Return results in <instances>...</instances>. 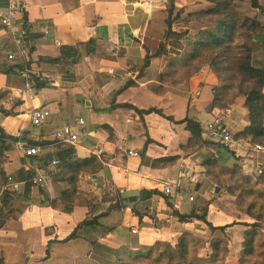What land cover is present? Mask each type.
<instances>
[{"label":"crops","instance_id":"1","mask_svg":"<svg viewBox=\"0 0 264 264\" xmlns=\"http://www.w3.org/2000/svg\"><path fill=\"white\" fill-rule=\"evenodd\" d=\"M12 1L17 4L13 18L14 30L6 32L0 24V47L7 41L13 45V48L15 47V51L9 53L8 59L20 61L24 65L31 62L32 71L44 78L41 82L47 83L46 88L53 85L55 92L70 93L74 95L76 103L87 106H64L65 96L47 95L41 100L36 96L33 100H28L19 88L8 89L7 77L0 74V95L4 92L8 93L1 105L9 115L5 117L6 115L0 112V127L9 135L23 138L28 144L47 142L54 131L31 130L30 118L35 108L46 107L50 110V104L47 105V102L50 103L51 100L52 108H58L54 114L63 116L65 110L70 108L68 115H65L66 118L68 117V122L60 124L59 121L55 124L50 116L46 126L52 124L57 130L63 125L70 124L74 130H77L76 120L78 118L85 120L86 125L83 130L85 136L83 138L79 135L82 141L81 148H85V151L83 150L85 154L87 148L95 147L102 141H109L113 136L114 128L126 126L124 123L132 120L138 132L127 127L131 131L132 138L134 136L137 139L136 142L132 140V146L139 149L140 155L122 160L113 155L114 148L108 144L107 154L104 157L105 160L108 159L106 173L119 196L121 209L101 219L99 224L87 227L88 231L94 232L90 235L91 239L84 236L85 240L61 242L77 227L65 235L67 228H73L70 227L73 226L70 220V223H64L63 230L59 229L60 231L55 235L48 237L45 232L40 235L39 231L42 229L40 225L37 226L40 228H33L29 226V222L22 223L21 218L28 220L29 215H34V211L27 210L24 215L19 213V222L8 221L0 231V258L4 257L5 264H118L117 258L120 253L125 255L130 252L137 253L144 247L153 250L159 242L176 245L184 233L189 231L185 227L191 223L181 224L173 217L172 205L163 195L164 185L177 179L181 162L187 161L186 164L190 168L200 162L192 161L195 158L188 157L173 166L169 163L166 167L153 168L152 163L155 160L179 154L180 146L189 137L183 126L156 114L142 117L136 110L156 108L161 110L164 116L172 117L174 121H181L187 115L200 121L198 114L206 111L209 118L210 111L207 107L213 100L215 81L213 76L206 79L199 78L201 73L180 86L176 91L187 89L186 95L190 98V104L188 100L177 102L172 100L174 97L164 98V93L154 91L153 87L159 86V76L165 67L160 59L154 57L165 40V10L168 0H0V11L9 13ZM193 2L178 0L180 7L191 5ZM140 8L144 10L138 14ZM57 40L62 45L58 46ZM260 40H264V36L257 41ZM25 43L31 48L26 59L20 57V52L26 50ZM254 55L264 68V54L261 57L255 52ZM147 58H149V66L144 69ZM153 67H156V73L148 77ZM130 69L135 71L134 81L137 83L135 88L143 89L152 85L153 96L147 97V102L143 103L149 104L146 108L140 106L138 102L131 101L127 96V90H124L131 81ZM204 72L203 74H206ZM22 79L27 80L23 77ZM204 87H207V94L203 93ZM39 93L40 91L37 95ZM121 95L126 96L130 101H121ZM93 100L96 101L94 106L91 105L94 103ZM142 100L145 101V97ZM127 104L133 108L126 107ZM179 107L181 110H178ZM76 111L81 114L78 116L83 117L72 119ZM108 112L111 114H103ZM100 115L108 116V121H104L99 117ZM209 120L210 118L205 127ZM15 121L20 123L17 124ZM133 132L136 134L134 135ZM146 135L154 141L148 147H145ZM210 146L204 147L200 151L202 155L196 154V157L204 156L203 160L208 159L206 151L213 150L216 151V157L219 159L216 147ZM3 149L9 150L6 154L5 166L8 175L16 174L24 167L34 166V161L30 164V159L23 157L12 146L6 145ZM53 151L54 149L51 152ZM189 161L193 165L189 164ZM253 168L252 165L249 169ZM196 173L199 174V183L194 196H197V192L208 189V186L203 187L205 176ZM58 193L56 197L60 198L61 192ZM25 194L26 191L23 190L22 196ZM205 204L199 205L203 208L198 215L207 219L208 205ZM51 208L57 209L55 206ZM188 208L186 204L185 210L180 213L188 214L189 212L186 211ZM61 214L65 215L63 218L66 220L71 219L72 214L65 212ZM157 218L160 223H157ZM128 220L138 226L139 235L131 234L125 227L124 223ZM225 225L227 224L214 226ZM231 231L229 230V233ZM218 233L220 234L218 237H224L221 231ZM227 237L230 239L231 235L227 233ZM241 238L243 241L244 235L240 240ZM38 244L42 247L33 248ZM239 257L240 255L238 258H233L234 264H238ZM230 262L233 261L228 260L227 264Z\"/></svg>","mask_w":264,"mask_h":264},{"label":"trees","instance_id":"2","mask_svg":"<svg viewBox=\"0 0 264 264\" xmlns=\"http://www.w3.org/2000/svg\"><path fill=\"white\" fill-rule=\"evenodd\" d=\"M192 1L207 6L201 10L186 11L185 6L180 7L178 0H168L165 10V40L154 57L160 59L162 63H167V66L159 76V86L153 87V89L156 93H165L169 87L182 86L187 80L195 78L208 69L217 80V84L213 88L211 110L216 108L232 110L231 120L238 123L242 114L238 111L234 114L235 111L233 112V109L229 107L235 104L239 97H242L243 105L248 111L249 126L237 133L235 138L237 142L243 143L245 146L260 145L264 147V68L259 67L261 62L254 55L252 47L254 39L264 36V24L259 21V17L249 16L241 11L244 5L249 4L252 9L264 15V0ZM3 44L0 47V74L7 77V88L14 87L22 90L26 85V80L22 79V74L24 71H28V80L33 86L38 91L44 90L47 83L41 82L35 77V74L30 73L32 70L31 62L24 65L20 61H10L8 59L9 53L14 52L15 47L13 48L9 41ZM181 46L186 49L181 59H178L175 56L180 53ZM148 66L149 58L146 59L143 68L146 69ZM136 86L137 83L131 80L124 90ZM7 96V92L0 95V112L2 115H6L5 117L9 115L2 108L4 106L1 105V102ZM126 107L133 108L130 104H127ZM136 111L142 117L156 114L172 123L183 126L184 130L189 132V139L180 146V153L155 160L152 163L153 168L166 167L169 163L173 166L176 162L185 160L192 156L191 154L203 150L204 147H211L203 142L205 125L203 126L195 117L192 118L187 115L181 121H174L172 117L164 116L163 112L156 108ZM144 128H146L145 124ZM0 136L3 140L13 142L20 139L17 136L7 134L1 127ZM145 138V147L154 142L148 135ZM43 143L48 144V142ZM53 149V152H47L49 154H46V150H44L43 153L46 155L38 162V166L24 167L10 176L5 168L7 164L6 154L9 150L0 148V230L8 221L15 220L18 213L15 206L18 195L12 191V184H25V197H28V201L34 199V192H39V195H47L44 189L35 188L33 183L37 171H44L52 177L53 185L63 187L60 198L53 200L52 205L56 206L58 202H61L64 204V212L72 214L76 199H78L76 196L78 195L80 178L101 174L107 170L108 159L100 160L91 155L82 156L81 151L83 150L77 146L69 145L64 148L56 146ZM216 149L218 153H224L227 160H230L232 156L234 158L233 165L226 167L218 161L217 157H212L203 160L202 166L206 168L205 171H208L209 179L219 180L221 185L228 189L230 195L236 197L238 210L253 220L252 223L245 222L242 224L245 231L238 263L264 264V251L261 252L263 259L256 262L258 260H256L257 243L264 234V190L261 188L264 186V171L260 172L253 168L251 174H246L243 170V166L246 164H240L242 155L237 157L236 150L221 145L217 146ZM262 159L264 160V157ZM54 160L58 161L57 166H53ZM33 161L30 159V164ZM50 168L54 170L52 174ZM203 175L206 177L204 173ZM257 183L259 185L254 186ZM232 184L238 185L241 192L237 193ZM33 188L38 191L33 190ZM258 191L263 193L261 200L254 197ZM104 203L105 200L103 199L99 202L92 201L89 203L86 218L61 242L85 240L86 238L81 235L80 230L99 224L101 219L121 209V206L116 202H111L107 207H104ZM137 215L140 219V215ZM173 217L181 224H188L193 220L202 221L211 235L221 231L224 237L212 238L210 241L211 251L205 259L192 257L186 238L183 236L176 245L166 244L165 250L157 257L152 255V251L146 255L137 256L135 259L137 264H226L227 257H230L231 252L230 240L225 236V233L228 229L235 227L236 224L215 227L206 217H200L196 214L195 210H191L188 214L173 212ZM160 245L162 242L156 246ZM261 245L264 247V241L261 242ZM0 264H5L4 257L0 258Z\"/></svg>","mask_w":264,"mask_h":264},{"label":"rangeland","instance_id":"3","mask_svg":"<svg viewBox=\"0 0 264 264\" xmlns=\"http://www.w3.org/2000/svg\"><path fill=\"white\" fill-rule=\"evenodd\" d=\"M206 6H207L206 4L195 3V1H194L191 5L185 6V9H186V11H194V10H201V9L205 8ZM199 7H200V9H196ZM241 11L246 15L254 16L257 18L259 17L260 21L262 23H264V15H262L260 12H258L256 10L252 9L249 4L244 5L241 8ZM257 40L258 39H254L252 41V47L254 49V53L256 52V54H260L262 57V55L264 54V53L262 54V52L264 51V40H260V41H257ZM185 49L186 48L184 46H181L180 53L178 55H176L175 57L178 59H181V56L185 53ZM161 63H162V61H161ZM162 64L165 66L164 67V70H165L167 63L164 62ZM260 68H262V66H260ZM205 71L206 72H204V73H206V74L202 73L199 78L204 77L206 79L207 77L209 78L210 76L214 75L208 69ZM30 73L34 74V72H32V70ZM134 73H135V71L133 69H130V75H129L130 79L129 80H135ZM154 73H156V67H153V69L149 72L148 77H150V75H153ZM213 80L215 81L214 84L216 86L217 80L214 76H213ZM179 87H177V88L169 87L168 89H166V92L164 93V95H165L164 98H173L174 97L172 100L177 101V102H182V100H188V104H190V98L188 97V95H186L187 89H184V91L183 90L176 91L179 89ZM126 92H127V96L129 97V99L131 101L138 102L140 104V106H143L145 108L149 105V104H147V105L143 104L144 102L145 103L147 102L146 98L147 97L152 98V96H153L152 85H149L143 89L132 88L130 90H127ZM207 92H208L207 87H204L203 93L207 94ZM161 94H163V93H161ZM47 95H50V97H52V96H57V97L58 96H65L66 102H65L64 106H66V105H72V106L84 105L83 103H76L75 99H74V95H71L70 93L68 94V93H63V92H55L53 85H49L45 90L40 91V93H39V95H37V97H38V99L41 100V99H44ZM143 97H145V101L142 100ZM120 99H121V101H125V102L130 101L124 95H121ZM93 102L94 103H91V105H93V106L96 105V101L93 100ZM243 102H244L243 98L239 97L237 102L235 104H233L231 107H229L230 109L235 110L234 114L237 112V110L242 114L238 123H235V121L230 122L231 127L235 131L238 130L237 133L242 132L244 130V128L249 126L248 111L244 107ZM47 103H48L47 105L50 104V111H51V116H52L51 121L53 120L55 124L59 123V121H61L60 124L68 122V117L66 118L65 115H68V111H70V108L65 110V112L62 116V114H54L56 111H58V108L57 107L54 109L52 108L51 100H50V103L49 102H47ZM167 104H168V102H166V105ZM84 106H87V105H84ZM207 108H208V111H210V109L212 108V105H210V106L208 105ZM178 110H181L180 107ZM206 112L203 114H198L199 120L203 126L206 124V122L209 119ZM103 114H111V112L103 113ZM78 115H81V114H79L76 111L75 116H72V119H74V117H77V118L83 117V116H78ZM154 116H156V115H154ZM99 117L102 118L104 121H108L107 118L109 119V117L106 115H100ZM131 121L132 120H130V122L124 123V125L128 126L131 130H135L136 126ZM16 123L19 124L20 121H17ZM117 125H119V123H117ZM43 129H46L49 132H52L55 130V127H54V125L50 124V126L45 125V126L39 127V128H35V127L31 128V130H41V131ZM135 131L138 132L137 130H135ZM136 132H133V134L135 135ZM78 133L80 136H82L84 138L85 135L83 134V131H78ZM186 134H188V137H189L188 131H186ZM132 140H134L135 142L137 141V139L134 138V136H133ZM7 141L11 142L12 148L18 152V150L15 146V143L17 141L16 142L9 141V140H7ZM18 141L26 143L23 138H20ZM186 142L187 141H185L184 144ZM243 145H245V144H243ZM0 147L4 148V147H6V145L3 142H0ZM239 152L240 153H238V154H241V155L245 154L246 155L244 157H241V155L238 156L236 154L237 157L242 158L240 164H243V165L246 164L245 166H243L244 172L246 174H251L252 170L249 168H251L252 165L250 162H248L246 160H252V157H251L252 153L249 150H248V152H247V150H244V147L241 145L239 147ZM20 154L23 157H25L24 154H22V153H20ZM83 154H84V152H83ZM83 154H82V156H87L86 154H84V155ZM196 154L202 155V153L199 151V152L191 154L192 156H189V157L195 158L192 161H198L200 163H195L194 167H192V168H194L197 172L202 173V174L204 173L206 175L205 179L203 180L205 182L203 184V187L206 188L208 186L209 190L204 189V190L197 192L196 193V195H197L196 196L197 197L196 203L193 205L187 204L189 208L186 211L190 212L191 210H195L197 212V214L200 215L203 207H199V205L206 203L205 206L208 205V209H207V213H206L207 220L212 222L213 225L221 226L223 224H227V225L228 224H236L235 227H232L231 229H228L226 231V236H227V233H228V235H231V238L229 239L230 240V246H231L230 247L231 257H229V256L227 257L226 264H227L228 260L233 261L232 263L230 262V264H234L233 258L234 257L238 258V256L241 254V250H242L243 241H242V238L240 240V237H243L244 228H245L242 226L243 221L248 222V223H252L253 220L238 210L237 205H236V197L230 195L228 189L225 186L221 185L219 180L215 179L213 181L212 179H209L208 171L207 170L205 171L206 168L204 166H202L204 156L203 157L202 156L196 157L197 156ZM211 154H212V156L209 155L210 158L215 156V152H211ZM233 159L234 158L231 156L230 160H227V157L225 156L224 153H222V154L219 153L218 161L226 167H231L233 165V163H234ZM204 160H207V159H204ZM188 163L190 164L191 161H189ZM191 164L193 165V163H191ZM53 171L54 170L50 168L51 174L53 173ZM42 172H44V171H42ZM106 172L92 176L93 181L89 179L88 175H87V177L80 178L79 186H78V192H77L78 195L76 196L78 199H76V202L74 205V210H73V213L71 215V219L66 220L65 218H63L65 216V215L61 214V213H64V204L63 203L57 204L55 206V207H57V209L51 208V207H53L52 201L58 197L57 196V195H59L58 192H62V190H63V187L60 185H52V187L44 189L45 192H48L47 193L48 195H45V194L39 195V192H34V195H33L34 199H29V201H28V197H25V195L22 196V194H20V195L16 196V197H18V200L16 201L15 206L18 210V213L16 214L15 221H17V222L20 221V219L18 218V215H20L19 213L24 215L27 212V210H31V211H34L33 212L34 215L33 216L29 215L28 220H23V218H21V221L23 224H27L29 222V226H31L33 228H40L41 227L42 229L39 231L40 235L43 234V232L47 233L48 237H50V235H55L56 233H58L60 231L59 229L63 230L62 226L64 225V223H70L71 222L73 224V226H70V227H73V228L65 227V228H67L65 235L69 234L74 229V227H76L81 221H83L86 218L89 203H91L92 201L93 202H99L100 200L103 199V200H105L104 207H107L109 204H111V202H113V203L116 202L120 206V199L116 193L115 188L113 187L112 181L109 179ZM255 185H259V184L257 183V184H254V186ZM232 186H233L234 190H236L237 193L241 192V188H239L238 185L232 184ZM35 188H38V187L35 186ZM35 188H33V190L38 191ZM261 188H262V190H264V186H262ZM48 197H49V199H47ZM254 197L258 200H261V199H263V193H260L258 191V193H256L254 195ZM171 210H172V206H171ZM65 220L67 222H65ZM69 220H70V222H69ZM11 221H13V220H10L9 222H11ZM156 221H157V223L161 222L159 220V218H157ZM162 223L165 224L166 222H162ZM190 223L191 224L188 227H185V229H187L189 231L184 233V237L186 238V241L188 243L191 255H192V257H196L197 259H205L211 251L210 250V241L212 240V238L218 237L220 234L217 232L214 235H211V233H209L210 231L205 229V225L203 224L202 221L193 220ZM39 225H40V227H37ZM44 228H45V230H44ZM229 230H232L231 233H229ZM263 232H264V225H263ZM80 233L83 236H88V238L91 239L92 236H90V235H92L94 232L88 231V229L86 227V228H83L82 230H80ZM262 240L264 241V234H263V237L261 238V240L258 241V243H257L256 260L257 259L258 260L256 262H259L263 259L262 253H261L264 251V247H262V245H261V242H263ZM165 245H166V243H162V245H160L158 247L156 246V248L153 250H150V248L144 247L137 253H131L130 252L126 255L124 253H120V254H118V258H117L118 264H137V262L135 261L137 256L146 255L151 251H152V255L154 257H157L161 252H163L165 250ZM39 246H41V245L38 244L37 246H33V248H40ZM251 264H254V262H252Z\"/></svg>","mask_w":264,"mask_h":264},{"label":"built area","instance_id":"4","mask_svg":"<svg viewBox=\"0 0 264 264\" xmlns=\"http://www.w3.org/2000/svg\"><path fill=\"white\" fill-rule=\"evenodd\" d=\"M16 8L17 4L12 1L11 10L9 13H6L5 11H0V24L6 30V32L14 30L13 18L15 17ZM143 10V8H140L138 14H141ZM56 44L58 46L62 45L61 42L58 40L56 41ZM24 46L26 50H22L20 52V57L26 59L27 56L30 54L31 48L30 45H26V43ZM18 47L22 48L21 46ZM28 73L29 72L24 71L22 77L27 79ZM34 74L38 80H44V78L40 74ZM20 91L23 96H26L28 100H33L38 94V90L28 79L26 80L25 87ZM50 116V110L46 107L33 109L30 118L31 126L35 128L45 126L48 123ZM209 118L210 120L207 123L203 133V142L206 145H213L215 147L221 145L226 148L236 150L237 154L240 153L239 147L241 145L244 147L245 150H247V152L249 150L252 153V160L247 161L254 166V169L260 172L264 171V160L262 159V157H264V147L260 145L245 146L243 145V143L237 142L235 138L237 131H235L230 125V122H232V110L219 108L212 109L209 112ZM85 125V120L83 118H78L75 123V128H77V130L79 131H83L85 129ZM77 130H74V127L70 124L63 125L57 130H54V132H52L51 138L47 141L48 144L42 142H36V144H28L23 143L21 141H17L15 143V146L18 152L24 154L25 157L34 160V166H38V162L43 156L46 155H44L43 153L44 150H46L47 153L51 152L56 146H61L64 148L69 145L81 148V139ZM112 135L113 136L110 137L109 141H102L95 147L89 149L87 148L86 155H91L100 160H103L105 155L107 154L108 144H110L114 148L113 155L122 160L130 159L133 157H139V149L137 147L132 146V134L127 126L114 128ZM0 142H3L8 147L11 146V142L3 140L1 136ZM82 150L85 151V148L83 147ZM211 152H213V150L206 151L207 158L210 157L209 155L212 156ZM216 155L217 153L215 151V156L213 157H216ZM242 155L243 157L246 156L245 154ZM186 162L187 161L181 162L177 179L167 182L164 185V196L170 201L173 212H181L186 204L193 205L197 201L196 196H194L193 194L196 192V187H198L199 174L196 173L197 171L195 172V170L187 166ZM52 164L53 166H57L58 161L54 160ZM88 177L90 180L93 181L92 176ZM186 181L188 183H185ZM33 183L38 188L47 189L52 186L53 179L49 174L44 173L42 171H38L33 180ZM24 189V183L12 184V191L16 192L17 195L22 194ZM124 225L131 232V234L135 236L139 235L138 226L135 225L131 220L125 221Z\"/></svg>","mask_w":264,"mask_h":264},{"label":"bare ground","instance_id":"5","mask_svg":"<svg viewBox=\"0 0 264 264\" xmlns=\"http://www.w3.org/2000/svg\"><path fill=\"white\" fill-rule=\"evenodd\" d=\"M238 111V110H237ZM239 112V111H238Z\"/></svg>","mask_w":264,"mask_h":264},{"label":"clouds","instance_id":"6","mask_svg":"<svg viewBox=\"0 0 264 264\" xmlns=\"http://www.w3.org/2000/svg\"><path fill=\"white\" fill-rule=\"evenodd\" d=\"M238 131V130H237Z\"/></svg>","mask_w":264,"mask_h":264}]
</instances>
